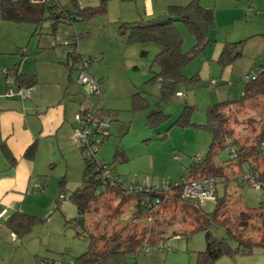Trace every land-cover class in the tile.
Returning a JSON list of instances; mask_svg holds the SVG:
<instances>
[{"label":"rangeland","instance_id":"obj_1","mask_svg":"<svg viewBox=\"0 0 264 264\" xmlns=\"http://www.w3.org/2000/svg\"><path fill=\"white\" fill-rule=\"evenodd\" d=\"M99 1L95 0L96 3ZM104 1L105 11L102 14L87 20V23L76 22L91 28V35L85 38L87 47L98 50V47L104 45L107 52L105 58L102 57V50L98 51L89 66L92 74H95V70H105L99 93L83 92L81 87L79 91L76 69L72 70V79L69 81L71 88L79 91L82 98H86V102L92 107L90 109L102 106L111 110L110 116L106 117L109 121V135L99 143L96 158L111 162L113 151L118 145L125 150L127 158L125 161L115 162L112 171L124 183L135 180L138 183L159 185L162 180H167L174 184L186 172L194 157L204 156L211 141V134L207 129L190 124L180 126L175 120L183 104H187L193 106L191 122L203 124L210 104L235 98L241 93L246 72L257 69L263 56L264 0H195L202 7H213L215 25L207 29L210 41L182 70L185 76L196 74L199 79L195 83L178 82L168 101H161L159 98L160 80H148L152 70H157L153 58L159 50L158 44L152 41L126 43L118 33V23L115 24V21L119 19L131 22L153 18L165 13L169 4L185 5L191 0H151L152 9L145 0ZM60 4L65 8L70 7L68 0H60ZM175 25L181 34L182 50L190 49L196 41L195 36L183 22L177 21ZM20 27L22 26L18 28ZM70 27L69 23H61L60 34ZM14 32L13 24L0 22V47L12 42ZM28 36L29 34L25 40ZM34 38L32 37L33 40L36 39ZM243 38L246 39L241 54L230 64L221 66L216 60L220 45L224 40ZM24 49L27 50V45ZM141 50H145V54ZM9 56L11 55L0 53L2 60ZM212 81L216 84L209 86ZM135 86L147 98L148 107L131 110V93ZM156 108L165 116L151 125L146 124V115ZM224 112L230 116L233 136L240 142L251 143L258 135L264 136V95L242 102L241 105L228 107ZM75 114V111L70 114L72 122L75 121ZM72 132L73 127L70 136L72 140L65 136L61 139L63 155L58 153V159L51 155L49 139L53 137H47L48 152L37 146L31 162L32 168L30 163L25 162L19 170L20 177L23 178L22 183L19 182V190L23 193L18 203L19 209L38 217V220L19 238L11 235L6 224L0 222L3 229L0 231V264H70L74 255L86 249L85 236L76 235L73 226L65 222L77 215L76 205L67 196L83 183L84 162L79 143L72 137ZM215 161L225 167L224 171L228 175L226 187L219 183L215 196L201 200L198 205L203 211L210 212L215 198L223 195L224 217L232 225L239 217V212H248L249 208L246 207H257L264 201V192L236 180L234 176L241 175L242 172L237 170L233 162L228 163L229 154L225 149L217 152ZM254 163L259 164L260 169L264 168V156ZM242 167L246 170L248 163L244 162ZM9 176H14V171ZM27 181L29 186L25 188ZM40 185L42 189L39 188ZM56 196L58 202L55 201ZM132 204L130 201L120 203L113 195H107L99 197L91 210L84 213V223L93 235L117 234L123 238L134 230L139 232V229L131 227L132 224L140 229H148L144 238L146 249L138 251L135 257L129 255L121 258L120 263L112 264H134L135 261L136 264H195L196 252L205 246L204 230L178 235H174V232L191 227L196 208L189 203L172 200L158 211L156 221L151 216L150 219L147 216L131 221ZM259 220L256 216L247 220V235L256 237L255 229ZM213 230L218 237L224 235L221 227ZM160 238L163 242H158ZM232 246L235 247L234 243ZM257 253L253 249L247 254H222L217 258L216 264H256L255 261L261 260L256 258Z\"/></svg>","mask_w":264,"mask_h":264},{"label":"trees","instance_id":"obj_2","mask_svg":"<svg viewBox=\"0 0 264 264\" xmlns=\"http://www.w3.org/2000/svg\"><path fill=\"white\" fill-rule=\"evenodd\" d=\"M74 7L70 10L65 9L62 5L52 4H33L28 0H0V18L14 23L31 22L40 27L44 20L48 21L51 32L56 34L59 31L61 23L73 24L75 21H87L93 17L102 14L105 11V1L100 0L94 6H80L74 3ZM197 7V13L200 21L206 29L215 25V17L213 8H204L191 0L185 5L169 4L166 12L149 19H139L134 21H118L117 30L126 43H146L155 42L159 46V50L154 55L153 61L157 64V70H152V75L148 80L158 78L160 80L159 98L161 101H168L175 91L178 82L195 83L199 78L196 74L187 77L183 74L184 66L204 47L210 39L205 36L202 38L197 28L189 20L187 13L192 8ZM183 22L188 30L195 36L196 41L188 50H182V38L175 22ZM64 38L68 39L66 44L70 48L66 53L72 57L74 61L73 51L77 48V40L85 33H64ZM246 38L240 40H224L220 52L216 58L221 65L230 64L235 57L241 54V48ZM78 52V51H77ZM79 53V52H78ZM145 54V50H141ZM91 60V58H89ZM74 63V62H73ZM73 63L71 66L73 68ZM14 78L16 87H30L35 82V74H23L18 71V67L13 65L9 67ZM243 89L241 93L232 99H225L210 104L206 109V119L203 124H194L191 122V111L193 106L183 104L181 111L175 120L180 126L195 125L207 129L211 134V141L202 157H194L186 172L183 174L187 180L196 179L203 176H224L226 181L228 175L224 171V166L215 161V156L220 149L233 147L236 151L234 156L229 155L228 163L233 162L237 166V170L241 173L248 170H259L263 174L264 168L260 169L259 164L254 162L259 157L264 156V136L258 135L251 143H242L237 137H234L233 129L230 126V116L226 115L224 110L231 106L241 105L243 102H249L257 97L264 95V50L261 63L253 72L249 70L246 73ZM216 84L214 81L213 86ZM149 102L140 90L135 91L131 95V110L143 109L148 107ZM82 112V109L77 112ZM84 112V111H83ZM104 110L99 107L98 113L103 114ZM165 114L156 108L146 115V124L151 125L161 120ZM235 119V117H233ZM75 124V123H74ZM74 126V125H73ZM109 132L101 136V139L107 138ZM165 136V134H163ZM82 154V147L78 145ZM0 152L10 163L15 164V158L4 143H0ZM227 152V151H226ZM36 153V141H32L23 151V158L33 160ZM126 152L120 146H116L113 151L112 161L108 162L98 159L96 156L92 158L85 157L82 154L84 162L82 172V185L76 188L68 195L69 199L76 205V217L65 220L66 224L73 226L76 235H84L87 241L86 249L74 255L70 264H98L101 262L113 263L121 262V258L126 256L135 257L147 243L145 242V233L148 231L146 227L137 228L132 224L131 227L139 229V232L132 231L130 234L121 238L117 234L106 236L105 233L93 235L84 223V213L91 210V206L98 201L99 197L113 195L118 202H133L131 221L141 217L151 216L153 220H157V213L169 201L175 200L179 202L189 203L196 214L193 216L191 227L181 232H174V235L180 233H191L195 230H204L205 246L202 250L196 252L195 264H216L217 258L222 254L234 255L238 252L242 254L250 253L255 247L264 249V201L260 202L257 207H246L249 211L242 210L238 213V218L229 224L224 217L225 199L221 197L215 198L214 207L210 212L203 211L198 204L189 200H184L178 195V188H174L168 196L160 191H133L126 192L121 182H117L114 176L109 179L101 176L103 169L108 168L110 171L114 168L115 162L125 161ZM248 163L246 170L242 164ZM241 184L240 175L234 176ZM264 192V190H262ZM224 194V193H223ZM159 198V203L154 206L153 199ZM58 202V197H55ZM197 205V206H196ZM259 217V225L255 229L256 237L246 234L245 227L248 225L250 217ZM38 217L25 213L23 211L12 212L5 220L6 226L17 237L31 229L37 222ZM154 221V222H155ZM221 227L224 229V235L216 236L213 228ZM81 229V230H79ZM86 232V234H84ZM160 238L158 242H163ZM157 242V243H158ZM154 243V242H153ZM234 243L235 247L232 246ZM136 263V261H135ZM134 263V264H135Z\"/></svg>","mask_w":264,"mask_h":264},{"label":"crops","instance_id":"obj_3","mask_svg":"<svg viewBox=\"0 0 264 264\" xmlns=\"http://www.w3.org/2000/svg\"><path fill=\"white\" fill-rule=\"evenodd\" d=\"M56 1L60 4V0ZM68 1H70L69 8H65L60 4L68 10L74 7V3H78L80 6H94L99 3H96L95 0ZM85 1L88 2L85 3ZM145 1L146 4L148 3L150 6V9H152V1ZM118 21L120 20H116L115 24L118 23ZM0 22H10V24L15 26L12 42L9 45L6 44L7 46L5 47H0V53L11 55L7 57L6 60L0 58V66H2V69L16 65L20 73L35 74V82L29 87L28 97H21L17 94L6 95L4 75L1 72L2 69H0V143L4 141L15 158V164L10 165L0 152V172L8 170L14 171V176L12 177L8 175L2 178L0 176V209H8H6L5 217L2 220V222L5 223L6 218L12 212L16 210L21 211L19 209L20 204L18 203L23 193L19 190L21 187H19V182L22 183L23 178L21 179L19 170L23 168L25 162L30 163L31 168L33 164L31 163L32 160L23 158V151L27 145L35 140L36 149L38 146L41 149H46L47 153L49 145L46 143V138L52 136L57 152L60 156L63 155L61 139L65 136L72 140L70 136L71 127H73L74 122L70 120V114L72 111L77 112L80 109L92 108L86 102V98H82L79 95V91H81L83 87L77 84L79 91L76 92V90L72 89L69 85V81L72 79V70L75 68L71 66V63H73L72 57L66 53V50L70 47L61 41L64 39V33H85V35H82L77 40V49L82 60L91 58L90 62L93 61L97 52L101 50L102 57L106 58L105 55H107V52L104 45L98 47V50H92V48L87 47L88 44L85 38H89L91 35V28H89L88 25L83 26L81 24H76L78 21L70 24L72 27L66 28L61 34L59 31L53 34L47 20H44L39 28L31 22L14 23L1 18ZM83 22L87 23V21ZM19 26L22 27L19 29ZM27 34H29V36L27 40H25ZM114 34L116 38L117 35L115 30L113 35ZM206 36L208 37L207 34ZM32 37L36 39L34 38L35 40H33ZM208 38L210 39V37ZM25 45H27V50L24 49ZM56 45H61V47H57ZM221 46L222 44L216 54H219ZM89 66L88 73L102 82V74L105 73V70L98 72L95 70V74H92L89 72ZM135 87L132 93L138 91V86ZM83 92L87 91L84 90ZM103 110L104 112L101 116L104 118L109 117L110 108H103ZM225 182H222L224 187H226ZM28 186L29 184L27 181L25 188ZM39 188L42 189V186L40 185ZM1 230L3 229H1L0 225V231ZM10 233L17 237L13 232L10 231ZM254 249L258 252L256 258H261L260 262L255 261V263L264 264V249L261 247H255ZM101 263L112 264L107 262Z\"/></svg>","mask_w":264,"mask_h":264},{"label":"built area","instance_id":"obj_4","mask_svg":"<svg viewBox=\"0 0 264 264\" xmlns=\"http://www.w3.org/2000/svg\"><path fill=\"white\" fill-rule=\"evenodd\" d=\"M15 1V0H12ZM33 4H52L56 3V0H28ZM64 44L68 43V39L61 40ZM75 48L73 51L74 63L73 66L77 70V84L85 88L88 93H99L100 81L88 73V66L91 63L89 59L82 60ZM4 75V83L6 84V95H20L21 97L29 96L28 87H16L14 86V78L9 68H3L1 70ZM247 76V75H246ZM214 81L209 83L213 85ZM100 106L96 109H82V112H76L75 125L73 126L72 137L75 138L79 145L82 147V154L85 157L92 158L99 146V143L104 141L101 136L107 133L108 120L98 113ZM84 111V112H83ZM227 153L231 156L236 154L233 147L226 149ZM196 158H199L197 156ZM102 177L113 178L114 173L108 168L103 169L101 172ZM117 182H121L126 192L133 191H160L168 196L174 188H178V195L184 199L193 202L194 204L200 203L201 200L213 197L216 193V187L219 183L224 182L225 177L203 176L196 179L187 180L184 175L180 177L178 181L171 184L167 180H162L159 185H152L151 183H138L135 180L131 183H124L119 176H114ZM240 180L243 183H248L253 187L264 190V172L260 174L259 170L253 169L243 172L240 175ZM67 198H69L67 196ZM155 205L159 203V198L155 197L152 202ZM6 209H0V222L5 217ZM150 219V216H148ZM145 245L142 249H146Z\"/></svg>","mask_w":264,"mask_h":264},{"label":"water","instance_id":"obj_5","mask_svg":"<svg viewBox=\"0 0 264 264\" xmlns=\"http://www.w3.org/2000/svg\"><path fill=\"white\" fill-rule=\"evenodd\" d=\"M187 16L189 20L191 21V23H193L194 26L197 28L202 38H204L207 34V30L198 17L197 7L192 6V8L188 11ZM84 90L86 91L85 88ZM49 141L51 143V155L53 156L54 159H58L59 156H58L56 145L53 142V138H50ZM12 173H13L12 170L3 171V172H0V176L11 175Z\"/></svg>","mask_w":264,"mask_h":264}]
</instances>
